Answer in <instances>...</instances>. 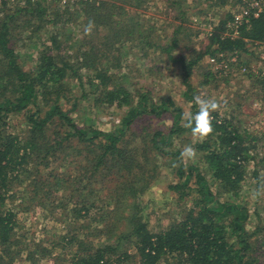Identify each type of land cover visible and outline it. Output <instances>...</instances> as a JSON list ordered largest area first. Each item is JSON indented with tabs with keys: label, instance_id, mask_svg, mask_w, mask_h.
I'll use <instances>...</instances> for the list:
<instances>
[{
	"label": "trees",
	"instance_id": "1",
	"mask_svg": "<svg viewBox=\"0 0 264 264\" xmlns=\"http://www.w3.org/2000/svg\"><path fill=\"white\" fill-rule=\"evenodd\" d=\"M118 1L126 0L78 2L83 5L80 13L85 16V23L90 20L94 23L104 20L102 26L118 23L117 37L121 43L133 36L138 41L145 40L148 47H158L148 38L151 29L145 26L139 10L123 13L125 7L118 5ZM170 1V5H176L178 23L170 42L159 49L166 54V60L180 67L186 90L192 89L190 77L205 54L246 51L248 43L264 42V9L242 24L237 36L226 33V24L232 20V15L226 12L210 32L205 51L187 56L177 54L179 36L187 30V0ZM8 2L0 0V264H15L24 252L30 254L32 247L18 236L17 227H21L23 214L37 209L50 213L62 227H73L68 230L70 235H60L62 248L70 245L69 259L57 264H262L254 251L264 247V227L257 225L249 229L247 207L219 199L201 168L181 160V150L175 142L181 134L191 132L185 127L183 110L170 97L156 103L146 88L131 91L115 83L110 67L104 65L106 49L97 52L93 48L91 54L78 58V70L92 75L91 85L100 92L98 102L127 109L110 131L80 126L63 108V101L69 93L68 79L73 75L78 80L81 77L71 59L57 53L58 34H50L41 45L36 43L40 48L36 49L35 65L30 70L20 65L13 41L16 29L34 33L50 15L55 18L53 26L58 25V17L66 16L67 7L59 14L58 10L51 11L43 0H26L16 8ZM134 2L135 7L142 8L147 0ZM225 3L226 0H216L217 5ZM103 12L105 18L101 15ZM124 17L132 21L130 26L123 23ZM18 18L24 19L23 27L17 25ZM200 76L203 85L215 78L209 70ZM249 77L264 86V80ZM167 112L171 113V126L167 131L151 132V147L139 163L144 169L132 175L133 165L130 172L128 169L135 162L134 155H139H133L126 147L127 130L140 116L158 118ZM196 112L190 111L193 115ZM12 115L24 116V131L8 129ZM212 116L213 133L197 140L193 147L216 183L217 193L236 195L242 187L246 166L253 159L250 142L255 137L234 127L230 120L218 118L215 112ZM60 153L69 158H61ZM158 158L169 161L177 181L169 183L168 189L186 207L181 208L178 218L155 232L148 227L136 199L149 185L144 173L155 174L159 165H163ZM59 161L68 166L58 164ZM51 164L54 167L47 181L35 176L42 177L40 167L48 169ZM31 168L36 170L34 174ZM121 168L125 169L121 176L124 182L112 194L97 188V182L106 179L100 174L108 176L112 170L116 173ZM131 178L139 180L138 188L129 182ZM47 183L52 187L53 183L58 185L61 194L44 189ZM55 189L59 191L57 186ZM62 194L66 197L64 200Z\"/></svg>",
	"mask_w": 264,
	"mask_h": 264
},
{
	"label": "rangeland",
	"instance_id": "2",
	"mask_svg": "<svg viewBox=\"0 0 264 264\" xmlns=\"http://www.w3.org/2000/svg\"><path fill=\"white\" fill-rule=\"evenodd\" d=\"M25 1L9 0L8 3L12 8H16V6L24 4ZM78 1L43 0L46 5L50 6L51 11L58 10L59 14L61 10L67 7L66 16L58 17V25L53 26L52 20L55 18L50 15L45 18V24L34 33L29 30L23 31V28L14 31V47L23 69L30 70L34 67L36 49L40 48L38 45L45 42L50 34L57 33V53L62 57L70 58L73 68H77L78 77H81L78 80L73 75L68 79L66 87L69 93L63 101V108L69 111L80 126H93L102 131L112 130L120 122L127 108L125 106H109L98 102L97 98L100 96V92L99 89L91 85L92 75H88L85 70H78L80 63L78 58L83 54L85 56L91 54L93 48L97 52L106 49L104 65L110 67L109 71L116 79L115 83L123 84L131 91H139L142 87L146 88L151 91V97L156 103H159L162 98L170 97L175 105L183 110L182 118L184 120L191 110L198 111L196 105L194 109L192 107L195 96L200 95L204 98L215 99L221 105L220 109L215 112L218 114V118L230 120L234 127L250 133L251 137H255V140L250 142L253 159L246 166L240 191L236 195L217 193L216 183L210 177L198 153L194 159L183 161L187 164H197L201 168L219 199L231 200L247 207L249 211L247 227L249 229H253L257 225L264 227V195L253 197L254 190L258 188L261 182H264V113L257 110L258 106L254 105V103H261V100L264 101V86L256 79L241 75L237 69L240 65H249L253 60L255 62L257 47L254 42L247 44L246 51L235 50L238 52L239 64L237 67L235 64L231 66L237 70L236 76L219 75L216 66L210 60L212 54H205L190 77L192 89L186 90L181 82L180 67L177 63L166 60V54L159 49V46L164 47L170 42L174 27L178 23L176 5H170V0V4L167 0H147L142 8L134 6V1L137 0L118 1V5L125 7L123 13L132 14L133 11L139 10L145 26L151 29L148 38L158 44V47H148L144 42L145 40L138 41L133 36L126 43H121L117 37L118 23L113 22L110 25L102 26L101 24L105 23L104 20H98L94 23L99 27H94L91 35H85L84 28L89 22L85 23V16L80 13L83 5ZM244 1L226 0V3L220 6L216 4V0H187L185 7L187 16H189L188 21H186L187 30L179 36L175 52L177 51V54L181 52L187 56L188 53L205 51L209 44L208 37L215 24L223 18L226 12L232 15L233 12L240 9ZM70 13H73V16L70 17ZM101 15L105 18L104 12ZM123 19H125L124 24H128V26L132 24V21H127L126 17ZM46 20L48 21L46 22ZM23 21V18H18L17 25L23 27ZM228 23L226 24L227 33L230 32ZM38 24L41 25L40 22ZM133 35L136 36V34ZM47 43L49 44V42ZM233 69L230 74H232ZM204 70H209L215 75V78L203 85V77L200 74ZM94 83L97 85L96 81ZM189 96L192 99H189ZM170 126L171 113L169 112L158 118L140 116L130 126L124 142L128 144L126 146L128 151H132L133 155H139V157L134 155L135 162L134 164L132 162L128 169L130 172L133 165L132 175L138 173H135L136 170L144 169V165L139 167V163L144 161V154L147 153L148 147H151L149 143L151 132L155 129L167 131ZM24 128V116L12 115L9 117L8 129L10 131H24ZM197 140L199 141L191 132H185L175 143L182 152L186 145L193 147ZM59 156L63 159L69 158L62 153ZM158 162L163 165H159L155 173L156 176L155 174L144 173L149 185L136 199L148 227L155 232L165 228L171 221L178 218L182 212L181 208L186 207V203H178L176 194L168 189L169 183L177 181L169 161L158 158ZM58 164L68 166L63 161H59ZM53 167V164L48 169L40 167V171L43 173L42 177L40 175L35 176L47 181L50 175L49 171ZM31 171L34 174L36 170L31 168ZM114 171L112 170L108 176H104L105 173L100 174L106 179L103 181L98 179L101 184L97 182L96 185L97 188L104 189V193L107 192L108 195L112 194L124 182L121 180V176L125 169L121 168L116 173ZM253 172H256V175ZM130 181L138 188L139 180L135 181L131 178ZM53 184V187L48 183L45 184L44 189H51L52 192H57L60 195L61 189L55 183ZM56 186L59 191L54 190ZM63 198L66 197L62 194L61 199L64 200ZM21 218V227H17L18 236L23 239L25 245L32 248L29 255L24 252L15 261V264H57L69 259L70 245H67L66 249L62 248L61 244L63 243L60 242V235H70L69 231L73 227H62L50 213L40 209L26 215L23 214ZM130 251L133 252V250ZM254 252L259 262L264 264V247L255 248ZM26 255L30 258L26 259ZM122 264L133 263L124 262Z\"/></svg>",
	"mask_w": 264,
	"mask_h": 264
},
{
	"label": "built area",
	"instance_id": "3",
	"mask_svg": "<svg viewBox=\"0 0 264 264\" xmlns=\"http://www.w3.org/2000/svg\"><path fill=\"white\" fill-rule=\"evenodd\" d=\"M263 9L264 0H245L242 7L232 13V20L228 23V26L230 27L229 35L237 36L239 27L242 24L247 23L250 18L257 17ZM254 45L257 47V58L255 62L253 60L249 65L238 66L239 61L237 51H220L211 56L210 60L213 62V65L216 66L219 75L236 76L237 70L233 69L231 66L235 64L236 67L238 66L237 69L241 75L264 80V42H254ZM232 69L233 72L230 74ZM254 105L258 106L257 110L264 113V101L261 100V103H254Z\"/></svg>",
	"mask_w": 264,
	"mask_h": 264
},
{
	"label": "clouds",
	"instance_id": "4",
	"mask_svg": "<svg viewBox=\"0 0 264 264\" xmlns=\"http://www.w3.org/2000/svg\"><path fill=\"white\" fill-rule=\"evenodd\" d=\"M94 21L89 23L84 28L85 35H91L94 28ZM194 103L198 107V111L193 115L189 113L185 117V127L191 129V133L199 140L206 139L214 131L212 121V113L220 109L221 105L218 101L212 98H204L200 95L194 97ZM196 149L191 145H186L181 152V160H190L196 157ZM264 195V182H261L253 192V197Z\"/></svg>",
	"mask_w": 264,
	"mask_h": 264
}]
</instances>
